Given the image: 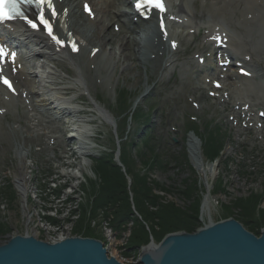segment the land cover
<instances>
[{"label":"rangeland","instance_id":"obj_1","mask_svg":"<svg viewBox=\"0 0 264 264\" xmlns=\"http://www.w3.org/2000/svg\"><path fill=\"white\" fill-rule=\"evenodd\" d=\"M82 21L83 19L79 17V22L83 23ZM110 24L111 23L108 22L106 23V31L108 32ZM100 29L95 33L94 37L98 38V34L101 31ZM103 30L105 29L103 28ZM94 37L89 41L92 45L97 41ZM117 40L118 39L111 40V42L105 44V49L107 47L108 50H111L114 58H118L120 52L118 48H116ZM130 44L132 47H137L138 41L132 39L130 40ZM132 47L127 48L129 53L130 50H132L133 53ZM114 50L115 52H113ZM134 55L135 53L132 55V58H126L124 63L123 59L119 60L120 62L116 66L115 74H113L111 78V82L115 85V90L117 92L120 90L130 91L132 107L130 109L124 108V116H121L122 114L114 107L115 92L108 91V88H112L113 85L108 87L105 85L106 88L97 90L95 93L91 92L92 95L100 99L101 106L104 105L107 110L110 111L107 112L106 117L110 115L113 118L111 122L105 120L106 117L101 115L99 112L101 107L96 105L99 109L96 110L93 108L96 103H94L91 98L84 100L83 104L74 101L73 104L59 106L62 107L61 109L64 114L62 121L66 122L67 126H69L68 132L66 135H63L62 138L66 142L71 139V136L74 138L70 143L73 156L68 160L72 166L71 169H58L59 162L54 159H49L47 162L49 166L43 167L30 161L36 157L39 164H44V162H46L45 151L39 154H42L41 157L39 155L33 157H29L28 155L25 156L22 159V165L19 158L16 156L17 153L14 148L11 147L8 151H0V188L3 191L5 189V195H0L1 245L11 237L27 234L43 240L52 239L51 241H55L54 239L60 237L58 234H60L59 232L61 231H63V236L69 237L68 235H73L76 232V225L80 227V229H77L78 235H87L89 227L91 230L92 221L91 223L84 222V219L82 220L84 211L79 210L77 206L80 204V207L90 208V206L95 204L100 198H104L102 194V190L104 189L100 186L99 178L94 176L91 171L92 169L96 171L95 165L92 163V158H95L104 150L107 152V149L110 148L111 154L114 152L113 157L118 163V168L121 169L122 174L128 175V171H131L128 167L129 163L127 159L123 157L120 159H122L121 162L123 161L125 164L119 162L120 160L118 159L120 154L118 155V146L121 144V155H124V143L127 139L122 138V135L125 132V134L130 136L136 129V123L134 122L135 116L133 120L129 119L126 121V118L132 115L131 110L134 109L133 105L137 108L141 106V108L148 113L150 108L147 103L148 97H153L151 102L153 108H155L151 116H149L150 121L148 124H150L151 129L153 128L155 136L163 140L164 143H168V149L171 150V154L168 152L169 156L177 154L176 161L178 162L175 164L173 161L169 169L166 168L156 171L147 170L144 168V165L139 162L141 157L138 152L134 150V147L132 146L129 148V156L131 157L132 163L135 161V167L139 175L142 176V179L146 180L147 183H151L153 187L152 191L147 192V195L150 196H147L145 190L135 185L136 180L140 177L137 175L135 179L134 175L130 173L134 181V188L137 190L135 193L136 197L143 196L147 198L153 195L160 197L155 206L145 203L150 211L157 212L159 215H156L158 218L155 217L156 220L154 224V228L159 235L157 241L163 236L158 222L165 230L174 229L171 224L173 221H176L180 229L175 232L188 231L185 226L187 225L186 219L189 218H186L184 214H180L181 212L179 210H187L188 215L191 216L196 215L189 219L195 229L199 226L202 227L203 224H206L210 220L217 223L224 220L226 217L235 218L242 222L243 226L245 225L244 220L250 217L248 221L252 222L251 225L260 228L257 230L259 234L264 229V195L261 197L257 196L258 194H264V133L262 141L257 140L253 142L250 139L244 146L240 145L239 141L244 139V134L238 139L237 136L233 137L225 129L226 110L206 100L203 103V121H198V124L204 126L206 122L212 121L214 124L216 123L222 127L223 130H226L227 137L225 139V148L222 154H220L221 157H217V159L219 158L217 161H214V158L208 159L206 155L204 156L202 151L203 147L200 145L195 146L197 148L196 152L198 153V158H196L191 154L190 146L192 145L190 143L191 140H189V138L195 140L196 138L191 133L188 134L187 138L183 129V122L185 120L183 121L184 118L182 115L185 112L190 115H196V112L191 109L186 101V95L195 94L193 92L194 87L181 89V87H185V83L189 79L188 76L190 75V71L188 67H177L174 71H166L160 78L157 76L151 78V74L147 71V74L150 76V78L147 79L144 67L136 60L137 56L135 57L136 59L133 58ZM121 63L125 64L126 68L124 67L125 65H121ZM133 64L136 66L130 68ZM192 79L199 84L201 83L199 76L193 77ZM177 81L180 82L175 84ZM147 88H150L149 94H145L146 96L144 98H138ZM40 92L41 90L38 89L36 93L37 97H40ZM40 99L42 98H38L37 100ZM50 102L48 105L52 104V107L57 105V103L53 104ZM166 108L169 110L167 117L158 118V114L162 113ZM112 122H115V124ZM169 123L175 125V131H172V133H170L168 127ZM15 127L17 128L18 125H15ZM139 127L140 124L138 125L137 131H139ZM5 134L7 135L8 132H5L4 135ZM4 135L0 136L4 137ZM32 135L34 136L35 133ZM171 136L174 141L172 143L170 141L166 142ZM249 137H252V135ZM7 138L6 136L3 141H6ZM136 139L137 135L134 140L136 141ZM235 139L236 141H234ZM37 145L38 144L33 143L28 146L30 152L31 147H36ZM81 146L84 148L86 147L87 156L81 154L82 152L79 150ZM199 164L205 168L215 165V175L210 177L209 184L204 181L205 179L198 167ZM43 169H48L53 173L49 177V180L56 178L60 179L62 177L58 182L59 185H62L65 181L69 184L70 188L63 190L60 198L56 196L49 197L48 195L45 198L46 200L38 198L36 194L39 192V190L37 191L39 187L38 180L41 178V171ZM18 178H23L24 181H26L24 184V187H26V197L28 196L26 205L23 203L22 195H19L18 189L16 188ZM47 181L48 180H46V182ZM91 183H93L94 187L91 186ZM9 187H14L16 197ZM188 189L193 191V194L189 198L186 196ZM50 192L51 191H49V193ZM68 193H72L71 196H68ZM141 193L144 195H140ZM209 193L210 197L208 196ZM7 195H9V197ZM205 196L211 198L209 203L210 209L202 212L201 204ZM252 196L258 198L252 211H242L240 207L236 208L237 203L241 207H247L250 203L249 198ZM66 198L73 200L72 203H66ZM239 199L243 202L241 203ZM87 200L89 203L85 204L84 202ZM132 201L134 202V198H132ZM195 203L198 204L197 208L194 206ZM166 205L168 207H166ZM169 205L170 209H168ZM48 207L52 208L51 214L56 216L55 218L58 221L56 228L48 226L46 223V210ZM89 210L90 209H88V212L87 210L85 211L86 218H90L91 216L89 215ZM140 210H136L138 214L134 215L133 218L136 219L138 223L145 224L143 221L146 222V219L141 215V212L146 213V211L143 210L142 206H140ZM25 215L27 216L25 217ZM178 215H181L183 219H180ZM92 218L94 219V217ZM28 219H30V224L27 226L26 222ZM95 219L97 223L99 218L95 217ZM136 225L137 224L132 225L131 231H134ZM146 226L147 225H145V227ZM92 228L94 229L95 227L92 226ZM94 232L100 234L102 230L97 228L94 229ZM124 232L121 226L117 228L114 227V232L112 233L117 236L115 238L117 242H114V246L108 245V250L109 254L116 256L117 259H122L125 260L126 263H131L132 261L134 262L132 254L130 253V255L126 256L124 254L126 251L123 249L129 231L125 234ZM54 235V238H49ZM135 251L140 252L141 248Z\"/></svg>","mask_w":264,"mask_h":264},{"label":"water","instance_id":"obj_2","mask_svg":"<svg viewBox=\"0 0 264 264\" xmlns=\"http://www.w3.org/2000/svg\"><path fill=\"white\" fill-rule=\"evenodd\" d=\"M0 264L123 263L108 257L102 242L93 238L48 243L35 236L16 235L0 246ZM140 264H264V229L257 237L228 219L194 233H169L157 244L150 238L141 248Z\"/></svg>","mask_w":264,"mask_h":264},{"label":"bare ground","instance_id":"obj_3","mask_svg":"<svg viewBox=\"0 0 264 264\" xmlns=\"http://www.w3.org/2000/svg\"><path fill=\"white\" fill-rule=\"evenodd\" d=\"M81 1L82 0H54L55 4H56V10L58 11V16L55 17L53 16L54 20L53 22H55L56 26L59 27V32L61 33L62 36H68L69 39L73 38L75 39V41L80 44L81 41L86 43V48L85 51H87L88 47H99V48H105V43H107L106 39V32L104 31H100L98 34V38L94 37L96 31L99 30V27H97V24L104 26L106 23L112 22H120L122 20V18H127V14L125 13V7L128 5L127 0H102V3H98V4H94L95 6V11L97 13V19L95 21L94 24L87 25L84 22L80 23L78 20L79 14L77 13L78 7L79 5H81ZM92 1V0H90ZM214 2H216L217 0H213ZM110 3H112L110 5ZM217 3V2H216ZM210 8V7H207ZM212 11L211 12H215L217 10L216 5L211 6ZM204 9H201L200 11H195V13H193V18L194 19H198V18H202L205 15V12L203 11ZM109 12H112V16L108 17L106 14H108ZM200 13V14H199ZM101 15V17H99ZM259 22L262 23V19L258 18L257 19ZM86 23H88L87 19L85 20ZM89 24V23H88ZM237 24L240 25L239 22H237ZM123 26H125L123 24ZM234 27V24L232 25ZM19 28H23V26L21 24L18 25ZM236 28V26H235ZM154 34L155 37L158 39L157 41H154V39H152V36L150 34ZM158 33V29L156 27V24L154 21H152L151 23L147 24L145 28L139 29L137 30L136 28L133 31H128V35L126 36H122L120 37L117 41H116V45L119 47L121 54L119 55V57H123L124 59L126 58H131L132 55L135 53L139 62L143 65V67L147 68L150 65V60L148 59V57L146 58V53H150L151 51H155V55L159 56L161 51L160 48L164 47V43L162 42V38L161 36H157ZM30 37L34 38L35 41L39 42L38 46L41 47V51L40 53H42L41 55H46L49 56V58L51 59L50 61H54L55 59H57L58 57H60L59 59H64V61L72 68L73 71L69 72L67 70V73L72 77V81L73 83H78V85H84L87 86L88 88H92L94 89L93 91H95V87H96V82L97 80H99V77H101V81L103 83H101V87H103L107 82H111V78L113 76V74H115V70H116V65L118 63V59H112L113 64L111 62H108L106 60V53L103 54V56L101 55V52L96 55V59L93 60H89L86 59L84 56L81 55H88L90 50H88L86 53L84 52V47L81 44L80 46V53L79 54H73L69 48H67L66 46L61 49L59 52H54L52 49L48 50L46 47L49 46V42L46 40H42V34L41 33H27ZM212 35V34H211ZM96 38L97 41L94 45H92L91 43H89V41L92 38ZM130 39L136 40L139 42V45H137V47H132L133 49V53L132 50H130V53L127 51V43ZM145 40V45H143V47L141 48V42L142 40ZM110 40V39H109ZM127 40V42H126ZM150 41V42H149ZM111 50H108V54H112L110 52ZM115 52V50L113 51ZM129 53V54H128ZM32 56L34 57V54H32ZM109 56V55H108ZM57 57V58H55ZM135 57V55H134ZM85 60L87 61V63H85ZM97 61V62H95ZM58 62H60L58 60ZM158 62L162 63L164 62V59L161 57H158ZM152 64V63H151ZM91 65H95V71L92 72ZM94 69V68H93ZM61 77V74H58ZM98 87V86H97ZM148 90V88L146 89ZM145 90V91H146ZM144 91V92H145ZM101 114L104 115L105 117L107 116V114L104 111H101ZM238 115H242V114H238ZM109 118H112L110 115H108ZM30 121V120H29ZM1 125V123H0ZM40 125H42L40 122H37V124H27L25 123V128L27 129H33L34 127H39ZM63 129H66L67 131L69 130V126H65ZM0 130H1V126H0ZM20 134H22V132H20ZM24 137H29V134L26 132L24 134ZM20 141H22V136H19ZM37 139L40 140L39 137H37ZM74 139V138H73ZM191 145L190 146V151L191 154L194 155L196 158H198V153L197 148L195 147L196 145H200L199 143H196L194 140L190 141ZM82 145L84 143H81ZM194 144V145H193ZM85 145V144H84ZM86 147H82L79 148V150L82 152L81 154L83 156H87V152H86ZM8 148L5 147V151H7ZM17 158H19L21 165L22 163V159H23V154L17 153ZM199 170L202 172V176L204 177V181L208 182L209 184V179L210 177L214 176L215 174V165H212V167H202L201 164L198 165ZM26 183V181H24L23 178H18L17 179V183H16V188L18 189V193L19 195H22L23 197V203L26 205L27 203V197H26V193H25V188L24 184ZM209 188V187H208ZM210 195V193L208 194V196ZM208 196L204 197V201L201 204V209L202 212H205L206 210L210 209V199ZM27 215H25L26 217ZM30 218V217H29ZM27 226L30 224V219L27 220ZM36 237V236H35ZM166 240V239H165ZM164 240V241H165ZM164 243V242H163ZM162 243V244H163ZM5 244V242H4ZM2 244V245H4ZM161 244V245H162ZM0 244V246H2ZM160 245V246H161ZM146 251L149 250V247H147L145 249ZM116 258V256H113ZM117 259V258H116Z\"/></svg>","mask_w":264,"mask_h":264},{"label":"trees","instance_id":"obj_4","mask_svg":"<svg viewBox=\"0 0 264 264\" xmlns=\"http://www.w3.org/2000/svg\"><path fill=\"white\" fill-rule=\"evenodd\" d=\"M220 144H218V146H215V149L213 150H208L206 149V156L208 157V159H212V158H217L219 157V150H220ZM147 161L144 162V165L148 166V168H152V169H157L156 166V162H155V157L154 158H147V156L144 157ZM101 162V163H100ZM96 168H97V174L100 177V186L101 188H103L104 190H102V194L104 198H100V200L96 201L94 205H92L90 207V218H86L85 215V211L87 209L85 208H81L82 211H84V216H82V220L86 223H88L90 220H92V217H96L97 216V211L98 209L104 208V207H109L111 210V213L113 215V223L118 221L120 223V225H123L125 223L126 220L133 219L134 224L136 225V228L134 229V231H131L129 240H128V245H127V249L128 250H135L138 247H140L141 245H145L148 243L149 241V237L152 236L153 239L155 241H157V239L159 238L158 232L156 231V229L154 228V224H155V217L156 215H158L157 212H153L150 211L147 206L145 205V203L147 204H152V206H155L156 203L158 202L159 198L157 195H153L152 197H136L135 193H136V189L134 187H132V192L134 194L133 198H134V205L136 210H140V206L143 207V210L146 211V213H142L141 215H143V217L146 219V222H144L145 224L142 223H138L136 221V219H134L132 217V210H131V202H130V197L127 191V182L126 179L124 178L123 174L119 171V169L115 166L110 165L109 163H105L102 161H98L96 164ZM136 186H138L140 189H143L146 191V195L148 191H152V186L151 183H147L146 180L140 179L135 183ZM193 194V191L191 189H188L186 196L187 198L191 197V195ZM144 195V194H141ZM150 196V195H147ZM250 203L248 204L247 207H241L237 202V206L236 208L240 207L242 209V211H248L253 209V206L255 203H257L258 198H256L255 196H252L249 198ZM239 201L242 203L243 201L241 199H239ZM103 202V203H102ZM197 205L195 203V208H197ZM236 205V204H235ZM166 207H168L166 205ZM199 207V206H198ZM170 209V205L169 208ZM141 211V210H140ZM181 213L180 214H184V216H186V218H193L195 216H191L188 215L187 210H179ZM165 212V211H164ZM159 216V215H158ZM158 216L156 218H158ZM178 217L180 219H183L181 217V215H178ZM250 217H247L246 220H244L245 223V227L253 232L254 234L258 235L259 232L257 231L258 227L256 226H252V222L248 221ZM186 219V226L185 228L188 230L186 232H193L195 231L194 226L192 225V222ZM124 223H121L123 222ZM145 225L148 226V230L146 229ZM158 225L161 227V233H162V237L159 239V241L168 233H172L175 232L176 230H179L180 227L177 225L176 221H173V223L171 224L174 229H165L162 227V225L158 222ZM77 229H80V227H78V225H76L75 228V233H77ZM165 232V233H164ZM87 235H91L93 236V232L92 230H90L89 227V231L87 232Z\"/></svg>","mask_w":264,"mask_h":264},{"label":"snow or ice","instance_id":"obj_5","mask_svg":"<svg viewBox=\"0 0 264 264\" xmlns=\"http://www.w3.org/2000/svg\"><path fill=\"white\" fill-rule=\"evenodd\" d=\"M35 3V6L39 9V15L37 16V19L39 20L40 24L44 26V28L47 30L48 35L52 37L53 40L56 41L57 44H62V41L58 40L53 34L51 26L44 18V6L47 5V8L52 10V15L55 16V10L53 9V5L51 3V0H0V21L5 20H11L14 17H21L25 19L26 23L32 27L33 29L37 28V24L34 23L32 20L28 19L24 16V14L20 11V5L21 4H33ZM148 6L152 8L159 9L161 12L164 11L163 4L160 2V0H137L136 8L139 10L140 8ZM85 11H88L89 14H91L90 9L87 5H85ZM163 27V25H161ZM173 47H175V44H173ZM72 50L75 52L77 51L76 45H72ZM8 55V53L5 51L4 48L0 47V64H2L5 60V57ZM11 58L14 60L15 53L11 54ZM247 74V73H245ZM0 82H2L4 85H6L9 89L12 88L11 83L7 78L0 75ZM219 87V85H217Z\"/></svg>","mask_w":264,"mask_h":264}]
</instances>
